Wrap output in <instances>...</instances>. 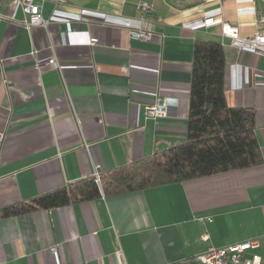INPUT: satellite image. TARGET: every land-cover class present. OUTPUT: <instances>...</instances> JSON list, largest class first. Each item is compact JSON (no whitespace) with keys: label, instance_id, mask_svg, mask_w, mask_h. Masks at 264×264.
<instances>
[{"label":"crops","instance_id":"1","mask_svg":"<svg viewBox=\"0 0 264 264\" xmlns=\"http://www.w3.org/2000/svg\"><path fill=\"white\" fill-rule=\"evenodd\" d=\"M141 1L153 11H139ZM42 6L48 27L27 29L20 1L0 0V210L186 142L200 40L223 45L227 102L256 111L263 163L0 218V264H194L211 246L253 238L264 264V56L222 34L227 22L253 35L264 2ZM139 28L153 38H132ZM51 58L60 69L46 66ZM164 97L178 106L168 117L148 116L145 107Z\"/></svg>","mask_w":264,"mask_h":264},{"label":"trees","instance_id":"2","mask_svg":"<svg viewBox=\"0 0 264 264\" xmlns=\"http://www.w3.org/2000/svg\"><path fill=\"white\" fill-rule=\"evenodd\" d=\"M187 140L127 165L42 193L0 210V218L93 201L150 187L212 176L263 163L256 111L233 107L225 96L226 51L220 42L197 41Z\"/></svg>","mask_w":264,"mask_h":264},{"label":"built area","instance_id":"3","mask_svg":"<svg viewBox=\"0 0 264 264\" xmlns=\"http://www.w3.org/2000/svg\"><path fill=\"white\" fill-rule=\"evenodd\" d=\"M24 11L25 19L23 24L27 29L34 26L48 27L49 19L43 16L42 2L52 1L55 7L66 3V0H19ZM264 2V0H261ZM138 10L141 12H151L154 7L149 2H139ZM215 21L214 18H207L205 24L210 25ZM239 28L230 23L222 24V34L232 40V44L237 48L248 52L264 56V11L258 13L257 30L248 37L240 36ZM132 38L149 41L153 38L154 32L151 30L139 28L130 32ZM97 37H92L90 42L92 45L98 43ZM45 66V65H44ZM37 64V69L42 70L43 67ZM47 67L60 69V64L55 58H51L47 62ZM179 104L178 99L164 97L159 98L155 103L145 107V113L154 118L168 117L172 110ZM5 139L4 131L0 130V142ZM95 177L100 181V173H95ZM261 240L253 238L248 241L236 244L225 245L221 247L211 246L205 252L198 255L194 264H263V256L258 252L261 247ZM57 248L54 247L53 251Z\"/></svg>","mask_w":264,"mask_h":264}]
</instances>
